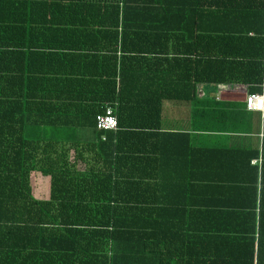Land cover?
Returning <instances> with one entry per match:
<instances>
[{
  "label": "trees",
  "instance_id": "obj_1",
  "mask_svg": "<svg viewBox=\"0 0 264 264\" xmlns=\"http://www.w3.org/2000/svg\"><path fill=\"white\" fill-rule=\"evenodd\" d=\"M229 86L263 90L264 0H0V264H264V147L164 128Z\"/></svg>",
  "mask_w": 264,
  "mask_h": 264
},
{
  "label": "crops",
  "instance_id": "obj_2",
  "mask_svg": "<svg viewBox=\"0 0 264 264\" xmlns=\"http://www.w3.org/2000/svg\"><path fill=\"white\" fill-rule=\"evenodd\" d=\"M245 92L248 90L244 86L217 89L209 97L200 92L193 105L181 109L168 107L164 128L179 123L180 129L191 136L195 147L256 151L258 157L251 159L250 166H256L260 173L264 147V138L259 136L260 116L245 110ZM199 170L200 165L193 164L192 171ZM214 170L221 171L217 166Z\"/></svg>",
  "mask_w": 264,
  "mask_h": 264
},
{
  "label": "built area",
  "instance_id": "obj_3",
  "mask_svg": "<svg viewBox=\"0 0 264 264\" xmlns=\"http://www.w3.org/2000/svg\"><path fill=\"white\" fill-rule=\"evenodd\" d=\"M261 93H248L244 95L245 110L257 113L260 116V138H264V86ZM96 128L99 131H114L117 128L116 117L112 108H107L105 113L97 116Z\"/></svg>",
  "mask_w": 264,
  "mask_h": 264
},
{
  "label": "rangeland",
  "instance_id": "obj_4",
  "mask_svg": "<svg viewBox=\"0 0 264 264\" xmlns=\"http://www.w3.org/2000/svg\"><path fill=\"white\" fill-rule=\"evenodd\" d=\"M215 89L210 90L209 94L214 95ZM32 190L36 198L44 199L48 194V180L41 176L32 177Z\"/></svg>",
  "mask_w": 264,
  "mask_h": 264
}]
</instances>
